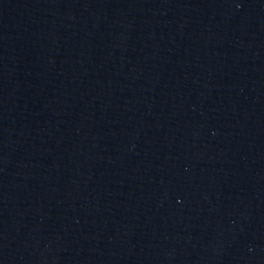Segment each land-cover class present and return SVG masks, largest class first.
<instances>
[{
	"label": "water",
	"instance_id": "obj_1",
	"mask_svg": "<svg viewBox=\"0 0 264 264\" xmlns=\"http://www.w3.org/2000/svg\"><path fill=\"white\" fill-rule=\"evenodd\" d=\"M0 264H264V0H0Z\"/></svg>",
	"mask_w": 264,
	"mask_h": 264
}]
</instances>
